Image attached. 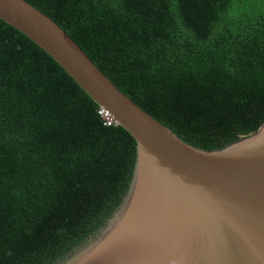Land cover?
I'll return each instance as SVG.
<instances>
[{"label": "trees", "instance_id": "trees-1", "mask_svg": "<svg viewBox=\"0 0 264 264\" xmlns=\"http://www.w3.org/2000/svg\"><path fill=\"white\" fill-rule=\"evenodd\" d=\"M198 150L264 124V0H25ZM0 20V264H61L120 208L134 139Z\"/></svg>", "mask_w": 264, "mask_h": 264}, {"label": "water", "instance_id": "water-1", "mask_svg": "<svg viewBox=\"0 0 264 264\" xmlns=\"http://www.w3.org/2000/svg\"><path fill=\"white\" fill-rule=\"evenodd\" d=\"M0 20L49 55L136 142L120 208L61 264H264V124L222 150H198L121 93L39 9L0 0Z\"/></svg>", "mask_w": 264, "mask_h": 264}, {"label": "built area", "instance_id": "built-area-1", "mask_svg": "<svg viewBox=\"0 0 264 264\" xmlns=\"http://www.w3.org/2000/svg\"><path fill=\"white\" fill-rule=\"evenodd\" d=\"M101 115L103 119L105 120L107 127H111L115 123L112 117L108 113L102 112Z\"/></svg>", "mask_w": 264, "mask_h": 264}]
</instances>
